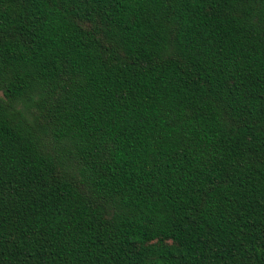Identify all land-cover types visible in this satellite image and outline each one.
Wrapping results in <instances>:
<instances>
[{
    "label": "trees",
    "instance_id": "trees-1",
    "mask_svg": "<svg viewBox=\"0 0 264 264\" xmlns=\"http://www.w3.org/2000/svg\"><path fill=\"white\" fill-rule=\"evenodd\" d=\"M0 264H264V0H0Z\"/></svg>",
    "mask_w": 264,
    "mask_h": 264
}]
</instances>
